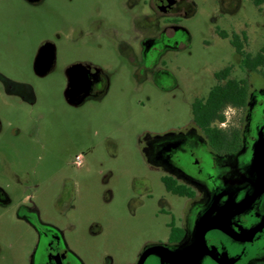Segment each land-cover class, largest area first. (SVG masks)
<instances>
[{
  "label": "rangeland",
  "instance_id": "obj_1",
  "mask_svg": "<svg viewBox=\"0 0 264 264\" xmlns=\"http://www.w3.org/2000/svg\"><path fill=\"white\" fill-rule=\"evenodd\" d=\"M99 1L106 14L116 9L117 0ZM66 2L49 0L50 7L33 13L21 0H0V75L5 78L0 80V186L12 199V206L0 207V264H31L29 228L15 214L16 204L31 202L43 219L70 228V245L88 263L135 264L140 251L164 234L165 218L153 214L160 186L157 164L164 156L178 154L181 141L191 131V96L181 91L192 86L203 92L211 72L228 59L230 45L217 36L215 26L243 30L247 33L245 49L259 48L264 5L258 13L252 0H238L234 12L220 17L219 0H193L194 14L181 23L190 36L189 50L177 54L176 67L168 66L179 89L162 90L150 79L138 82L131 68L111 62L102 53L96 55V63L109 75L108 91L73 107L63 95L64 63L44 77H37L30 63L42 32L60 46L71 41L85 43L91 51V41L85 37L71 34L69 39L61 31L57 39L52 28L40 29L56 20L47 14L54 10L52 6L74 16L75 5ZM28 88L35 96L32 105L17 98L19 93H29ZM194 138L195 149L206 148L197 130ZM70 154L84 155L81 168L74 167ZM207 161L212 172L226 178L236 164L234 156L220 158L210 151ZM14 174L26 180L25 190L17 189ZM64 175L75 178L78 188L70 206L58 191ZM143 177L155 190L151 200L141 196L144 203L139 204L132 198ZM107 188L109 200L104 195ZM203 196L201 190L196 191L190 213L199 210ZM247 264H264V257Z\"/></svg>",
  "mask_w": 264,
  "mask_h": 264
},
{
  "label": "flooded vegetation",
  "instance_id": "obj_2",
  "mask_svg": "<svg viewBox=\"0 0 264 264\" xmlns=\"http://www.w3.org/2000/svg\"><path fill=\"white\" fill-rule=\"evenodd\" d=\"M21 1L33 13L50 7L49 0ZM66 1L68 5H75L74 16L68 11L65 14L62 10L57 12L58 6H52L54 10L47 14H52L56 20L40 29L52 28L57 39L61 31L67 38L71 34L85 37L91 41V51L85 43L71 41L60 46L42 32L30 63L37 77L46 76L59 63H64L66 87L68 82L77 83L74 102L68 101L66 87L64 89L68 105L80 106L87 99L101 98L108 91L109 75L96 63V55L102 53L109 55L111 62L131 68V76L138 82L150 79L162 90L180 88L168 66L176 67L177 54L189 50L190 36L181 23L194 14L193 0H117L116 9L110 14L104 12L99 0ZM219 2L220 17L234 12L238 5V0ZM252 4L259 13L264 0H252ZM212 20L217 21L216 18ZM214 31L230 45L228 59L211 72L203 92L195 91L192 86H187L186 92L181 91L191 96V131L181 141L183 145L178 154L157 161L160 186L155 192L153 214L165 218L164 234L140 251L135 264H247L254 258L264 257V74L248 68L260 64L264 69V55L258 58L264 34L259 48L250 51L245 49V31L219 26H215ZM0 80L5 78L0 75ZM243 89L245 103L242 105L214 103L213 109L221 112L222 120L209 125L197 122L195 113L206 111L212 96L224 97L227 92L238 96ZM27 90L29 93H19L17 98L32 105L34 92L31 88ZM211 129L214 136L210 134ZM195 130L205 140L206 148H194ZM208 151L220 158L235 157L236 164L230 167L229 178L211 171ZM72 159L75 168L82 167L84 155L70 154L69 160ZM14 180L17 189L23 191L28 187L18 174H14ZM75 182V178L64 175L58 188L60 195L65 194L69 206L77 194ZM140 182L141 187H134L132 201L142 204L144 200L140 197L151 200L155 189L146 177L140 178ZM197 190L204 196L201 207L194 214L190 210ZM104 195L105 199H110L109 188ZM10 206L12 199L0 186V207ZM15 214L29 228L27 245L31 264H94L92 260L91 263L84 260L70 245L67 238L70 228L43 219L35 203L16 204ZM92 231L97 233L96 229Z\"/></svg>",
  "mask_w": 264,
  "mask_h": 264
},
{
  "label": "trees",
  "instance_id": "obj_3",
  "mask_svg": "<svg viewBox=\"0 0 264 264\" xmlns=\"http://www.w3.org/2000/svg\"><path fill=\"white\" fill-rule=\"evenodd\" d=\"M264 55V45L262 46L261 52H259L258 54V58H263ZM248 59L250 60L251 57H248ZM249 69L251 70H259L264 74V69L262 68V66L253 64V65H249L248 66ZM245 89H243V92L241 93V95L238 96H232L230 94L233 93H229L227 92L225 94L224 97H221V95L218 96H212L209 102V106L208 109L206 111H200V113H195V119L197 120L198 123L204 125L203 123H205L206 125H209V123L213 122V121H220L223 119V115L221 114L220 111H215V109H213V105L214 103H219L220 106H223L227 103H232L234 105H242L245 103ZM210 134L211 136H214V131L211 129L210 130ZM227 138H229V135L227 134Z\"/></svg>",
  "mask_w": 264,
  "mask_h": 264
},
{
  "label": "water",
  "instance_id": "obj_4",
  "mask_svg": "<svg viewBox=\"0 0 264 264\" xmlns=\"http://www.w3.org/2000/svg\"><path fill=\"white\" fill-rule=\"evenodd\" d=\"M77 91V83L68 82L67 87L65 89V96L69 102L75 101V93ZM209 226V225H208Z\"/></svg>",
  "mask_w": 264,
  "mask_h": 264
}]
</instances>
